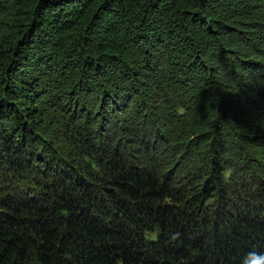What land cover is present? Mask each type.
<instances>
[{
	"label": "trees",
	"instance_id": "trees-1",
	"mask_svg": "<svg viewBox=\"0 0 264 264\" xmlns=\"http://www.w3.org/2000/svg\"><path fill=\"white\" fill-rule=\"evenodd\" d=\"M264 254V0H0V264Z\"/></svg>",
	"mask_w": 264,
	"mask_h": 264
},
{
	"label": "clouds",
	"instance_id": "clouds-1",
	"mask_svg": "<svg viewBox=\"0 0 264 264\" xmlns=\"http://www.w3.org/2000/svg\"><path fill=\"white\" fill-rule=\"evenodd\" d=\"M243 264H264V254L250 252L245 256Z\"/></svg>",
	"mask_w": 264,
	"mask_h": 264
}]
</instances>
